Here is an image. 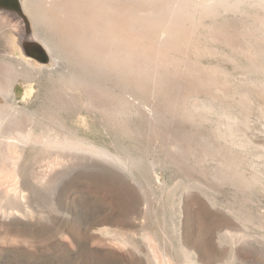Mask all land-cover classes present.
<instances>
[{
	"label": "rangeland",
	"instance_id": "374dc122",
	"mask_svg": "<svg viewBox=\"0 0 264 264\" xmlns=\"http://www.w3.org/2000/svg\"><path fill=\"white\" fill-rule=\"evenodd\" d=\"M246 2L239 4L241 13L220 8L215 17L195 18L201 25L186 39L199 43L188 42L186 54L182 49L176 56L208 76L218 71L213 84L187 98L189 113L177 121L167 116L158 122L164 126L131 108L119 118L120 128L87 106L84 83L114 88L116 81L95 67L86 73L80 57L69 50L56 61L43 60L34 82L18 80L27 94L7 102L16 114L7 115L0 128V264H187L188 257L199 264H264V6ZM4 14L0 64L19 65V56L27 58L22 42L36 34L52 44L53 34L40 22L35 27L10 8ZM217 27L233 34L231 42L210 37ZM236 37L240 45L233 43ZM174 77L171 81L180 83ZM70 79L78 82L73 94L67 89ZM15 125L35 135L51 126L61 132L48 129L54 137L104 146L127 162L128 171L84 153L67 156L66 150L45 145H7ZM217 170L236 179L215 176ZM240 175L248 178L246 186L235 181Z\"/></svg>",
	"mask_w": 264,
	"mask_h": 264
},
{
	"label": "bare ground",
	"instance_id": "6f19581e",
	"mask_svg": "<svg viewBox=\"0 0 264 264\" xmlns=\"http://www.w3.org/2000/svg\"><path fill=\"white\" fill-rule=\"evenodd\" d=\"M234 1H232L233 2L232 3L231 0H0V20L2 22H5L8 20L7 16L4 14V11L7 8H10V9H13V11L16 14L18 13V14L24 15L26 20L28 21L29 19L35 27L40 22L42 25L45 26L46 30H49V31H46V33L48 34L52 33L54 36L52 40V44H50L45 39H42V40L39 39L37 34L35 36L32 35L35 37L34 39L26 38L22 42L21 46L23 47L24 54H26L27 58L24 59L25 56L23 57L19 56L20 58L18 59L21 60V63L19 65L11 64L12 65L11 66L10 64L7 65L5 63L4 65L0 64V128L3 127L4 122L6 121L7 115L16 114L15 107H13L12 105H7V102L10 101L13 103L15 99L17 98V96L24 97L27 94L25 88L23 87V83L18 82V80L21 79V80H29V81L34 82L36 80L35 72H38L37 70L41 68L40 65L43 60L51 58L54 61H56L59 59L60 53L62 52L65 53L67 50H69L75 56L80 57L81 64L85 66L86 73L87 72L90 73L91 72L90 70H92L93 67H95V69L98 68L99 69L98 71L100 70L103 71L105 75H107L108 77L116 81L114 88H105L106 87L105 85H104L105 87L104 86L102 87L101 85H99L102 88L95 87L92 84H90L89 81H88L89 83L82 82L84 83V86L81 85L84 88L83 94H85L87 98V100L85 99V102H86L85 104L87 106H92L93 109L96 108L97 110L100 111L98 113H100L101 115L103 114L104 116H106V118L112 119L111 122L112 123L114 122V125H117L120 128L121 127L123 128L122 126L123 124L119 123V120H120L119 118L123 116V114L126 115V113H128L131 108H134V110L136 109L138 111L139 109L140 110L142 109L143 110L142 112H144V114L146 113L145 117H148L153 121L155 120V122H152L153 124H155L157 121V126L159 124L163 125L161 123L164 120L165 121L167 120L166 119L167 116L168 118L170 116L172 120L174 119V117H176L174 119L176 120L180 116H184V114L189 113V109H190V107L188 108L187 107L188 105H186L187 98L194 91H198V88L200 86L203 89L204 85L207 86L208 84H213L214 83L213 77H215L216 71L218 70L214 71L212 69L215 74L212 73L210 74L211 76H208L207 74H205L204 69L202 72L200 67L194 66V64L192 65V64L187 63L185 60L180 59L179 56L177 57L176 56L178 55L177 52L182 51V49L188 42L191 44L193 42L194 43L196 42V41L191 42L193 39L191 41H188V40L189 38L190 39L192 38L193 34H195L194 33L195 29L197 28V25L199 24L197 22L198 20L200 22V19L203 16L210 15L211 17L212 15V17H215L213 15L218 11V9L221 10L220 8H224L227 11H233V12L240 11L239 4L241 2L244 3L246 1L247 2L257 1L258 3L255 2V5L258 6L260 3L261 6L262 5L264 6V0H238L237 2H234ZM255 5L253 7H255ZM2 7H5V8H2ZM217 13L215 15H217ZM239 13H241V11ZM246 15H249V14H246ZM196 17L197 18L199 17V19L196 20L197 22H195ZM256 17H252L250 21L253 25L252 27L254 28L256 27L255 26L256 25L255 22L257 21ZM206 18L207 17H205V19ZM259 24H262V23H259ZM199 25H201V23ZM217 29L219 28L217 27ZM222 31L223 29L222 30L219 29L218 31L213 32L214 34L213 33L211 34V32H209L211 34L210 37L212 38V35H213V39H216L217 41L219 40L221 42H225V41H222L224 39L227 40L228 42L230 41L231 38H233L232 37L233 34L228 33V32L223 33ZM189 34H192L191 37H189L190 36ZM187 35L189 36L186 37ZM233 41H234L233 43H237L238 45H240V41L237 39V37H236V40H233ZM11 42L16 46V42H14L12 39H11ZM196 43L192 45H196ZM190 47L192 48L191 45ZM194 47L195 46H193V48ZM198 47H195V50L197 49L198 51L199 50ZM186 50H188V48H186ZM186 50H184V52ZM193 52H194V49H193ZM250 53H253V52H250ZM181 55H183V53ZM246 56L248 57V55ZM37 67H39V69H37ZM217 74H219V72ZM174 76L176 77V79L177 78L181 79V81H179L180 83H174L173 81H171L170 77H174ZM176 79L174 80L177 82ZM72 81L70 79L69 84L67 86L68 87L67 89L69 90V93L71 94H73L72 93L73 91L76 92L75 90H77L76 88H74L73 83L74 84L78 83V82L75 83L74 81L73 82ZM15 82L18 83V86L16 88H14ZM206 86H205V89H206ZM31 90H32V87H29L30 93H31ZM65 96L68 97V95H65ZM157 100H159V104L155 103L157 102ZM84 109L85 108L83 105V110ZM198 114H197V117L199 116ZM197 117H194V119H196ZM49 118L51 119L52 117L50 116ZM150 119H149V122H151ZM194 119H192L193 122H194ZM14 120H15V117H14ZM54 121L55 120H52L51 122H54ZM160 121L162 122L158 123ZM168 124H171V121H169ZM13 127L15 128V133H13L14 130L12 132V135H14V137H6L7 145H13V146L16 145L17 148L19 146L17 144L19 143H20V146H23V145L27 146V144L42 145V146L45 145L47 147V148L45 147L46 149H48L49 147V150L54 149L55 152H57L58 150L60 151L63 150L64 152V150H66L68 152V155L65 152L67 156H72L71 153L72 154L76 153V155L77 153H80V154L84 153L85 155L91 156L89 159H91L92 157L100 158V159H103V161L105 162L107 161L108 163H112L120 167L121 170L123 169L125 171H128L127 162L124 161L120 157V155L114 154L113 152H111L109 149H107L104 146L97 145L95 143H90L83 139H74L70 136H64V137L55 136L54 137L53 135L50 134V131L55 130L53 128H51L52 129L51 130L50 129L51 126L48 128L50 129V131L47 129V126H46L45 128H42L41 132L37 135L31 132L32 131L31 128L30 130H27L25 132V131H22L21 128H18L17 125ZM165 127H166V124H165ZM172 127L173 125L171 126V128ZM33 128H34V125H33ZM154 130L157 131V128ZM59 134H61V132H59ZM168 134L170 135V133ZM161 135L162 137L164 136L163 134ZM165 135H167V133ZM172 135L173 134H171V136ZM171 136H170V139L174 137V135L172 137ZM166 137H169V136H166ZM175 137L177 136L175 135ZM219 137L221 138V136ZM12 138L16 140L10 141V139ZM182 142H185V141L181 140V143ZM179 143L180 142L178 141V144ZM169 148L171 149L172 147L170 146ZM204 148L205 147H203V149ZM172 158L175 159V157H172ZM66 159L64 158V160ZM179 162L181 163V161ZM184 164H185V168L187 169L188 167L186 166L187 164L186 163ZM226 164H228V162H226ZM177 167H179V165ZM188 168H191V167H188ZM151 169L155 173L156 166L153 163V161L151 162ZM184 169L183 171L187 172V170L185 169L186 170L185 171ZM218 171L219 170H217V172L215 171L216 172L214 173L215 176L225 175V177L227 178L231 176L228 173H224L222 171L218 172ZM189 173H188V176H191V179L194 182L199 183L200 178L198 179V178H195L194 176L192 177V175H190L191 173L190 174ZM154 175H155L154 179L159 181V177L156 175V173ZM230 178L236 179L232 176ZM239 179L241 180H235V181H239L240 183L244 185L248 178L247 179L241 178V175H240ZM150 186L151 185H149V187ZM151 187H150V190H152ZM146 188H147V185H146ZM157 189L159 188H156V190ZM161 191L159 192L161 193ZM139 192H142V190ZM143 200H145V198ZM144 209L148 210L149 208H144ZM147 214L145 213V215ZM186 255H189V254H186ZM191 261L193 262V264H199L198 261H196V259L191 260V257L190 258L188 257L187 264H189L188 262H191Z\"/></svg>",
	"mask_w": 264,
	"mask_h": 264
}]
</instances>
